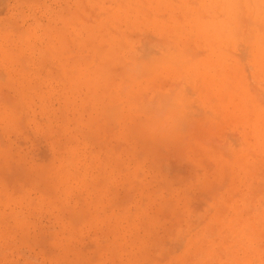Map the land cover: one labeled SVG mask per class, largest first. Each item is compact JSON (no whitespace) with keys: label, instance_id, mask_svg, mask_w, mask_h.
I'll return each instance as SVG.
<instances>
[{"label":"clouds","instance_id":"9594fccd","mask_svg":"<svg viewBox=\"0 0 264 264\" xmlns=\"http://www.w3.org/2000/svg\"><path fill=\"white\" fill-rule=\"evenodd\" d=\"M115 3L0 0V15L7 13L20 30L10 41L0 36V48L11 47L22 61L34 55L28 41L38 39L42 28L49 29L56 41L49 49V66L40 65L38 74L15 90L0 80V191L7 188L5 170L23 176L16 184L11 264H69V256L79 252L76 246L87 244L95 246L89 252L103 249L124 255V264H170L167 258L178 247L193 256L192 264H232L220 259L228 253L249 257L245 264H264V247H257L251 229L233 225L214 233L210 225L199 223L206 210L185 209L184 227L157 228L154 239L128 249L115 237L107 239L103 219L75 222L81 205L67 196L57 197L56 226L40 215L41 183L71 178L95 142L107 149L101 177L107 188L135 181L126 193L127 217L138 214L146 196L152 204L166 199L173 185L171 161L199 168L203 160L211 159L222 171L230 166V154L237 151L249 125L258 122L264 129V98L248 92L241 65L231 57L240 45H256L264 51V0H179L182 19L173 28H185L214 45V63L227 69L241 96L237 123L226 129L210 98L197 91L192 77L195 65L184 55V48L177 50L172 36L154 33V50L146 59L137 52L144 36L133 41L113 37L107 48L100 46L102 41L88 45L93 33L100 35L116 26ZM54 4L65 7L53 10ZM5 88L10 97L5 96ZM231 135L238 137L237 145L228 140ZM39 141L46 146V157L36 154ZM216 144L222 147L214 148ZM193 145L202 151L194 153ZM246 187L239 210L251 209L258 215L264 232V191L254 193L251 183Z\"/></svg>","mask_w":264,"mask_h":264},{"label":"rangeland","instance_id":"374dc122","mask_svg":"<svg viewBox=\"0 0 264 264\" xmlns=\"http://www.w3.org/2000/svg\"><path fill=\"white\" fill-rule=\"evenodd\" d=\"M52 9L65 7L63 4L51 5ZM116 26L106 33H93L88 39V45L101 43L107 48L113 43V37H126L133 41L144 36L142 46L137 48L142 59L153 53L151 44L156 40L154 33L172 36L177 41L179 50L184 48V55L191 57L192 77L197 91L207 95L218 114V119L224 129L237 123L236 113L242 100L236 89L231 74L225 67L214 63L215 46L200 35L190 33L185 28H173L176 20L182 19L183 9L179 0H116L114 9ZM86 23L88 21H85ZM76 27L78 22L73 20ZM20 30L8 18L7 13L0 15V36L9 41L19 36ZM84 35H88L85 33ZM38 39L32 38L28 43L33 45L32 57H24L18 61L11 47L0 48V80L9 83L13 90L26 79L38 74L39 66H49V49L56 43L53 33L42 28ZM237 52H232L233 61H239L242 74L247 81L248 92L257 99L264 98V51L256 45L238 46ZM87 88V85L85 86ZM5 96L12 93L4 89ZM70 104V101H63ZM225 135L227 133L225 132ZM233 145H237L238 137H227ZM214 148H221L219 144ZM227 147V143L223 144ZM36 154L47 156L43 141L36 143ZM106 147L102 142H95L86 152L83 165L75 171L71 178H52L44 180L38 189L42 201L40 215L50 226H56L59 220L55 207L57 197L67 196L72 202H79L81 215L75 222H82L93 217L103 219V234L108 240L114 237L121 242L123 249L138 245L142 240L155 238V229L171 230L184 227L185 209L206 210V215L199 221L201 225L208 224L214 233L227 231L228 227L239 225L254 232L257 247H264V232L260 230L259 216L251 209L241 212L238 201L247 191V185L252 184L254 193L264 191V129L258 122L252 123L246 129V134L237 146V151L230 154L231 164L222 171L216 161L205 159L202 166L193 168L182 164L179 160L171 161L173 185L166 193L162 204L150 203L149 197H144L136 216H124L129 197L128 184L107 188L101 177L105 174L107 163ZM194 153L201 152L199 145H193ZM7 184L6 190L0 191V264H11L14 258L12 252L13 208L14 200L19 193L17 181L23 176L19 172L11 175L7 170L3 173ZM198 177H203L200 182ZM150 191V190H149ZM67 217L68 214H65ZM79 252L69 256V264H124L125 256L105 252L103 249L89 252L95 246L87 244L76 246ZM170 264H192L193 256L185 254L182 247L176 248L167 258ZM220 259H227L232 264H245L249 257L242 253H228Z\"/></svg>","mask_w":264,"mask_h":264}]
</instances>
